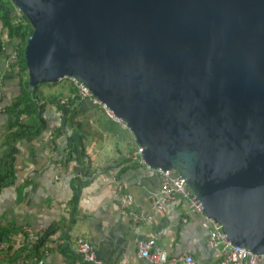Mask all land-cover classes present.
Here are the masks:
<instances>
[{
    "label": "water",
    "instance_id": "obj_1",
    "mask_svg": "<svg viewBox=\"0 0 264 264\" xmlns=\"http://www.w3.org/2000/svg\"><path fill=\"white\" fill-rule=\"evenodd\" d=\"M31 90L73 79L176 170L233 244L264 253V0H11ZM98 106V105H97Z\"/></svg>",
    "mask_w": 264,
    "mask_h": 264
},
{
    "label": "crops",
    "instance_id": "obj_2",
    "mask_svg": "<svg viewBox=\"0 0 264 264\" xmlns=\"http://www.w3.org/2000/svg\"><path fill=\"white\" fill-rule=\"evenodd\" d=\"M7 36L0 20V40L4 41L0 50V155L7 149L2 144L9 123L6 108L20 93V76L8 62L15 46ZM49 93L39 89L42 103L57 96ZM75 107L80 111L77 120L85 134L89 172L76 161H69L67 134L53 138L59 119L55 106L48 104L44 113L47 127L39 135L14 143L16 181L0 194V233L9 231L0 238V264L21 258L26 264H40L35 257L24 255L25 229L44 235L55 225L60 227L46 239L48 255L42 264H90L76 251L78 237L93 244L101 264H146L137 259L135 244L154 236L158 245L167 250L170 260L189 253L198 264H216L219 256L207 245L209 224L194 214L184 199L169 203L161 215L146 222L134 223L130 216L121 213L123 207L117 196L123 193L131 196L124 208L126 213L152 214L153 196L160 190L161 177L138 163L134 157L137 144L124 124L90 102L78 100ZM28 119L24 116L25 121ZM119 139L125 141L127 150L119 146ZM77 177L88 184L82 189L75 221L71 223L69 204Z\"/></svg>",
    "mask_w": 264,
    "mask_h": 264
},
{
    "label": "trees",
    "instance_id": "obj_3",
    "mask_svg": "<svg viewBox=\"0 0 264 264\" xmlns=\"http://www.w3.org/2000/svg\"><path fill=\"white\" fill-rule=\"evenodd\" d=\"M0 20L9 41L14 43L17 51L16 62L11 64V68L20 76V93L16 99L6 108L9 116L7 133L3 145L7 147L6 151L0 155V194L8 186L16 181L15 161L17 148L14 143L27 136L39 135L42 130L47 127L48 121L44 118L45 109L48 104L54 105L58 113V125L53 131V138H59L67 134V152L69 161H76L86 172H89L88 154L86 152L85 134L82 132V123L77 120L80 111L75 107V103L80 100L75 95L76 90L72 87L73 96L63 98L55 96L49 101L43 100L39 94V86L31 90L29 87L28 70L25 60V47L29 36L33 32V28L27 17L18 10L11 0H0ZM4 41L0 40V50L3 49ZM24 116L29 118L24 120ZM68 132H70L68 134ZM86 177L90 173H85ZM88 181H82L79 177L73 181L74 196L70 202L72 217L70 222L75 221V213L80 200L82 189L87 186ZM55 225L41 236L39 243L26 247L24 252L28 256L39 259L42 255V247L44 246L48 235L55 232L59 228ZM8 230L0 233V238L8 234Z\"/></svg>",
    "mask_w": 264,
    "mask_h": 264
},
{
    "label": "built area",
    "instance_id": "obj_4",
    "mask_svg": "<svg viewBox=\"0 0 264 264\" xmlns=\"http://www.w3.org/2000/svg\"><path fill=\"white\" fill-rule=\"evenodd\" d=\"M19 10V9H18ZM20 11V10H19ZM17 51L14 49L9 54V63L16 62ZM75 87V95L79 97L80 100L90 102L93 105H98L102 107L106 114L123 124L120 118H116L114 114L108 110L104 105L98 104L94 99L91 90L79 84L73 79H70ZM143 148L137 145L134 151V157L141 165H145L140 154ZM161 177V187L160 190L153 196V213L145 214L143 212H125L124 208L131 201V196L128 194H119L117 196V201L123 207L121 213L124 216H130L132 222L139 223L141 221H150L154 216L161 215L166 206L176 201L178 198H182L188 202L191 211L206 219L209 224V233L207 239V245L211 250H214L219 256V260L216 264H264V253L253 252L250 249L242 247L240 245L233 244L229 239L227 233L223 230L220 223H218L213 217L206 215L205 210H203L202 204L189 189L185 178L180 176L176 170L162 171L161 169L154 170ZM25 232L27 234V241L25 243L26 247H31L41 240V234L34 232L33 230L26 227ZM157 237H149L146 239H140L135 244V253L137 259L144 261L146 264H167L172 261L173 264H198V262L189 253L178 257L176 259H169V253L167 250L162 248L157 243ZM76 251L83 258V260L90 264H101L97 259L96 251L93 244L84 237H78L75 240ZM26 249V248H25ZM28 250V249H26ZM26 252H24L25 255ZM48 255V251L45 245L42 247V255L38 259L40 264L43 263L44 256ZM8 264H26L25 259H17Z\"/></svg>",
    "mask_w": 264,
    "mask_h": 264
},
{
    "label": "rangeland",
    "instance_id": "obj_5",
    "mask_svg": "<svg viewBox=\"0 0 264 264\" xmlns=\"http://www.w3.org/2000/svg\"><path fill=\"white\" fill-rule=\"evenodd\" d=\"M40 90L43 91L45 94H47V92H52L53 94H56L57 96H62L63 98H68L66 96L69 95V97L73 96L74 93L72 94L71 88L73 87V84L71 82L70 79H64L62 81H59L58 83H55V85L53 84H43L39 86ZM50 94V93H49ZM119 146L122 148H125V150H127L126 148V143L125 141H123L122 139H119Z\"/></svg>",
    "mask_w": 264,
    "mask_h": 264
}]
</instances>
